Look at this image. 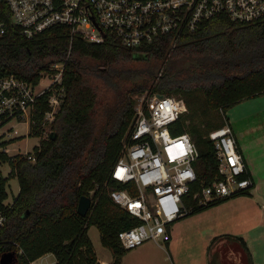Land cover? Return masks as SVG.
I'll return each instance as SVG.
<instances>
[{"label":"trees","instance_id":"trees-1","mask_svg":"<svg viewBox=\"0 0 264 264\" xmlns=\"http://www.w3.org/2000/svg\"><path fill=\"white\" fill-rule=\"evenodd\" d=\"M70 42L66 26L50 28L30 39L18 28L12 29L0 39V75L14 73L37 81L49 61L67 57ZM62 86L63 100L51 122L44 121L52 110L48 96L37 103L29 132L41 137L29 152L35 160L0 152L1 159L11 165L10 175L0 177V206L7 214L6 223L0 226V258L4 252L15 251L17 264H32L52 253L54 264H101L88 235L89 228L96 225L101 243L113 254L108 264H123L122 257L130 249L121 245L118 233L140 220L116 204L109 189L131 184L113 179L111 170L135 119L138 101L133 94L147 91L183 98L189 112L170 124V131L191 135L199 150L196 184L211 183L219 166L209 133L228 119L221 114L218 121H206L207 127L202 128L195 117L209 119L215 111L227 112L264 93V18L241 22L214 17L183 34L175 46L171 36L128 48L114 37L96 43L75 35ZM47 123L51 130L43 138ZM11 175L18 179L19 192L5 204ZM82 195L93 201L85 216L77 211ZM240 195H250V190L231 197ZM231 197L194 206L188 214ZM187 202L193 203L191 198ZM240 240L249 254L246 264H253L245 240Z\"/></svg>","mask_w":264,"mask_h":264},{"label":"built area","instance_id":"built-area-1","mask_svg":"<svg viewBox=\"0 0 264 264\" xmlns=\"http://www.w3.org/2000/svg\"><path fill=\"white\" fill-rule=\"evenodd\" d=\"M218 16L241 22L263 19L264 0H0V39L15 28L30 39L56 26H66L71 36L67 57L49 61L37 81L14 73L0 75V143L12 139L16 122L26 124L30 132L43 96H48L52 108L44 121L54 119L64 96L62 85L73 36L96 43L114 37L128 48L171 36L175 46L183 34ZM135 108L121 156L111 170L113 179L131 184L109 189L112 200L140 220L118 233L125 249H135L146 241L163 244L172 237V223L194 206L251 189L253 180L246 175V162L228 122L209 133L218 176L209 184L197 186L198 147L188 132L173 135L170 131V124L182 114L178 98L146 91ZM22 155L35 160L29 152ZM188 198L194 204H188ZM6 221L7 214L0 206V226Z\"/></svg>","mask_w":264,"mask_h":264},{"label":"crops","instance_id":"crops-1","mask_svg":"<svg viewBox=\"0 0 264 264\" xmlns=\"http://www.w3.org/2000/svg\"><path fill=\"white\" fill-rule=\"evenodd\" d=\"M260 98L264 99L263 96ZM250 115L264 121V111L252 112ZM257 130L254 145L246 148L237 140L254 183L250 195L231 197L207 209L180 217L171 226L172 237L169 241L163 244L149 241L147 246L138 247L133 259L127 264H213L210 261L211 253L207 251L208 247L215 244L211 240H224L227 237L244 239L253 264H264V131ZM260 199L263 200V211L259 207ZM195 248L201 249L202 260L198 262L194 258ZM235 258L236 262L243 264L242 257Z\"/></svg>","mask_w":264,"mask_h":264},{"label":"rangeland","instance_id":"rangeland-1","mask_svg":"<svg viewBox=\"0 0 264 264\" xmlns=\"http://www.w3.org/2000/svg\"><path fill=\"white\" fill-rule=\"evenodd\" d=\"M141 94L142 93L140 94L135 93L133 94V97L136 98L137 101H139ZM172 95L177 97L178 100L180 101L182 105V114L189 112L188 111L189 107L184 102L183 98H180L177 94H172ZM262 96L264 97V93L258 97H253V98L244 100L236 104L232 108H230L227 112L221 111V110L215 111V113H213V115L209 119L206 118L204 120L203 116L198 115L195 117V122H197L199 126H201L202 128H205L207 127L206 121H208L209 124L216 122L218 121L219 116L222 114L226 117V119H228V123L233 128V132L236 137V140H238L239 143L242 144L244 147L248 148L255 144L253 139L256 136L255 133H258L257 128L260 129L259 131H264V121L262 119L256 120L257 118L255 117V115H252V116L250 115V113L252 112L264 111V99L260 98ZM49 122H51V120H49ZM50 128L51 126L49 125V123H47L46 125L47 133H44L42 135L43 138L51 130ZM15 129L17 130V132L14 133L12 136H10L12 138L11 140L5 143H0V152L5 150L6 154L8 155H15V154L22 155L25 152L32 153L34 146L38 145L41 142V138H39L38 136L29 134V128L27 127L26 124L16 122ZM10 172H11L10 162L6 159L5 160L1 159L0 157V177L6 178L10 175ZM6 189L8 191L9 196L7 200H5V202L10 203L13 201L14 197L18 195V192H19V182L16 176L11 175V177L8 179ZM260 202L261 203L259 207L263 211V207H261L263 200L260 199ZM88 235L90 236L93 242L96 254L98 256V260L100 262L101 261H104V262L106 261L107 263L111 262L113 260V254L109 248L105 247L101 243L99 228L96 225H92L89 228ZM211 242H215V244L207 248V251H210L211 253L212 260L210 261H213L216 264L217 263L219 264H240L236 262L235 256L236 257L238 256L240 258L242 257L243 264L248 263L249 254L246 251L240 239H234V238L231 239L227 237V239H224V240H219V239L217 240V238H213ZM148 244H150V242L146 241L143 245L147 246ZM137 248L130 249L123 255L122 257L123 264L124 263L127 264L131 262L134 254L136 253L135 250ZM200 251L201 249L195 248L194 258L197 260V262L199 260H202ZM55 259L56 258L54 254L46 255V256H43L42 258L35 260V264H53Z\"/></svg>","mask_w":264,"mask_h":264},{"label":"water","instance_id":"water-1","mask_svg":"<svg viewBox=\"0 0 264 264\" xmlns=\"http://www.w3.org/2000/svg\"><path fill=\"white\" fill-rule=\"evenodd\" d=\"M52 138H55V132H52ZM92 198L82 195L79 199L77 211L80 215L85 216L92 207ZM0 264H17V255L15 251L4 252L0 258Z\"/></svg>","mask_w":264,"mask_h":264},{"label":"bare ground","instance_id":"bare-ground-1","mask_svg":"<svg viewBox=\"0 0 264 264\" xmlns=\"http://www.w3.org/2000/svg\"><path fill=\"white\" fill-rule=\"evenodd\" d=\"M93 202V201H92ZM92 208V207H91Z\"/></svg>","mask_w":264,"mask_h":264}]
</instances>
